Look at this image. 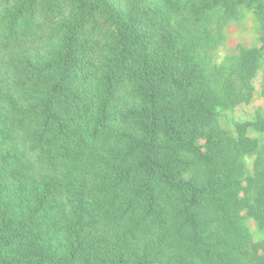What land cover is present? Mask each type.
Returning <instances> with one entry per match:
<instances>
[{"label":"trees","instance_id":"obj_1","mask_svg":"<svg viewBox=\"0 0 264 264\" xmlns=\"http://www.w3.org/2000/svg\"><path fill=\"white\" fill-rule=\"evenodd\" d=\"M216 8L251 9L261 41L220 89L177 0H0L21 49L0 71V264H264L243 225L264 234L257 143L217 120L251 100L264 0L191 14Z\"/></svg>","mask_w":264,"mask_h":264},{"label":"rangeland","instance_id":"obj_2","mask_svg":"<svg viewBox=\"0 0 264 264\" xmlns=\"http://www.w3.org/2000/svg\"><path fill=\"white\" fill-rule=\"evenodd\" d=\"M179 15L175 16L176 24L195 38L202 65L205 67L213 86L221 88L226 78L233 76L237 61L243 51L260 48V22L251 9L241 8L235 16L226 17L219 9L208 11L199 19L191 14L192 0H177ZM27 46V45H26ZM25 48V47H24ZM23 49V48H22ZM7 51H11L10 60L15 59L21 51L15 43L6 49L0 43V71L3 68ZM264 47L261 50L258 66L252 78L253 92L249 103L239 104L231 108H218L217 120L222 128L233 136L238 127H245L247 137L257 143L254 152L243 156L247 174L264 167ZM243 225L253 239L260 242L264 234L250 218L243 220Z\"/></svg>","mask_w":264,"mask_h":264}]
</instances>
